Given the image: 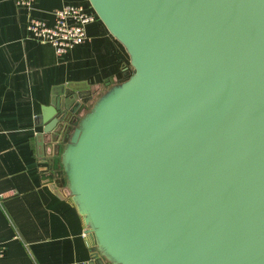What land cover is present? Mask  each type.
<instances>
[{"label": "water", "instance_id": "obj_1", "mask_svg": "<svg viewBox=\"0 0 264 264\" xmlns=\"http://www.w3.org/2000/svg\"><path fill=\"white\" fill-rule=\"evenodd\" d=\"M87 1L131 70L89 109L60 87L36 140L91 264H264V0Z\"/></svg>", "mask_w": 264, "mask_h": 264}, {"label": "crops", "instance_id": "obj_2", "mask_svg": "<svg viewBox=\"0 0 264 264\" xmlns=\"http://www.w3.org/2000/svg\"><path fill=\"white\" fill-rule=\"evenodd\" d=\"M68 5L93 12L87 0H37L30 11L0 0V264H91L95 252L59 175L63 138L47 135L39 157L38 119L60 87L88 89L89 109L131 66L98 18L86 26L85 43L62 56L26 38L29 16L51 25Z\"/></svg>", "mask_w": 264, "mask_h": 264}, {"label": "built area", "instance_id": "obj_3", "mask_svg": "<svg viewBox=\"0 0 264 264\" xmlns=\"http://www.w3.org/2000/svg\"><path fill=\"white\" fill-rule=\"evenodd\" d=\"M19 8L30 11L37 0H13ZM54 21L51 25L28 17L26 38L46 44L54 49L57 56L85 43L87 40L86 26L96 20L94 12H88L81 6L68 5L53 12ZM3 248L0 246V257Z\"/></svg>", "mask_w": 264, "mask_h": 264}]
</instances>
